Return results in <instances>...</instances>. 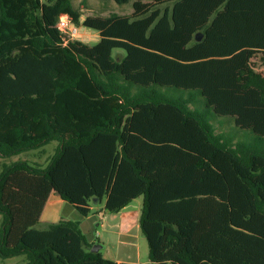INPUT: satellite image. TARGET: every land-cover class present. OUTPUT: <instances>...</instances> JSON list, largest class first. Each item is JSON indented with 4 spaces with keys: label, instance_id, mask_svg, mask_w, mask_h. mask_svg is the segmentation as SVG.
Masks as SVG:
<instances>
[{
    "label": "trees",
    "instance_id": "trees-1",
    "mask_svg": "<svg viewBox=\"0 0 264 264\" xmlns=\"http://www.w3.org/2000/svg\"><path fill=\"white\" fill-rule=\"evenodd\" d=\"M73 1L0 0V158L57 145L46 166L3 164L0 258L130 264L78 221L39 229L56 193L83 217L142 197L149 264H264V0H136L83 22ZM61 15L99 41H67Z\"/></svg>",
    "mask_w": 264,
    "mask_h": 264
},
{
    "label": "rangeland",
    "instance_id": "rangeland-1",
    "mask_svg": "<svg viewBox=\"0 0 264 264\" xmlns=\"http://www.w3.org/2000/svg\"><path fill=\"white\" fill-rule=\"evenodd\" d=\"M48 2L49 0H42ZM136 0L125 5H119L112 0H74L73 5L82 13L81 22L88 16H109L111 14L130 15L133 12L132 4ZM149 2L150 0H142ZM79 27V41L90 46L99 41V34L93 30L81 26ZM261 55L253 62L256 70L264 74V64L260 61ZM215 124L217 131H230L234 124L229 118H222ZM226 120V121H224ZM232 121V122H231ZM56 143L46 146L41 154L39 151L26 152L8 159L0 158V171L3 164L16 162L18 160H28L46 166L53 155ZM142 197L134 200L126 209L120 213H107L103 210L92 211L88 217H83L76 209L69 214L68 208H73L65 203L61 208V215L72 221L82 223V231L88 241H96L104 247L101 252L104 257L112 260H122L126 263L149 264V248L145 236L142 234L139 226V219L142 211ZM95 207V206H94ZM101 207V206H100ZM100 210V209H98ZM1 223V216H0ZM81 227V226H80ZM121 227V229H120ZM44 228V223L39 229ZM123 231H128L129 236ZM98 234V235H97ZM25 261L24 256L12 258H0V264H22Z\"/></svg>",
    "mask_w": 264,
    "mask_h": 264
},
{
    "label": "crops",
    "instance_id": "crops-1",
    "mask_svg": "<svg viewBox=\"0 0 264 264\" xmlns=\"http://www.w3.org/2000/svg\"><path fill=\"white\" fill-rule=\"evenodd\" d=\"M65 202L63 200L60 199V197L56 194V193H52L49 197V200L47 202V205L44 209V212H43V215H42V218H41V223L43 224H47V223H57L58 221H60L61 219H64V220H69L68 218L66 217H63L61 214V208H63ZM127 208V207H126ZM125 208V209H126ZM100 209V210H98ZM103 210V205L101 207H93L92 208V211H101ZM68 211H69V214L71 212L74 213L75 209L74 208H68ZM103 212V211H101ZM80 226L82 228V223H80ZM121 229V227H120ZM125 235L129 236V233L128 231H123ZM93 239H91V241L89 242H95L97 243L95 240L92 241ZM100 243V242H98ZM101 245V244H100ZM104 247V245H103ZM116 262L118 263H126L120 259L118 260H115ZM130 264H134V263H130Z\"/></svg>",
    "mask_w": 264,
    "mask_h": 264
},
{
    "label": "built area",
    "instance_id": "built-area-1",
    "mask_svg": "<svg viewBox=\"0 0 264 264\" xmlns=\"http://www.w3.org/2000/svg\"><path fill=\"white\" fill-rule=\"evenodd\" d=\"M57 29L64 35L67 41L78 40L80 37L79 27L72 22L68 15H61L59 17Z\"/></svg>",
    "mask_w": 264,
    "mask_h": 264
},
{
    "label": "water",
    "instance_id": "water-1",
    "mask_svg": "<svg viewBox=\"0 0 264 264\" xmlns=\"http://www.w3.org/2000/svg\"><path fill=\"white\" fill-rule=\"evenodd\" d=\"M195 39H196L197 42L201 41L202 40V34L198 33ZM102 248H103L102 245L96 244V245L93 246L92 252H99V251L102 250Z\"/></svg>",
    "mask_w": 264,
    "mask_h": 264
}]
</instances>
